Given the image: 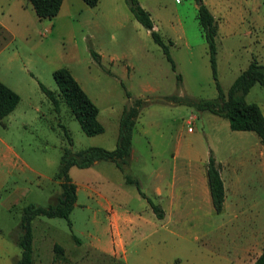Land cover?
<instances>
[{
    "label": "rangeland",
    "instance_id": "374dc122",
    "mask_svg": "<svg viewBox=\"0 0 264 264\" xmlns=\"http://www.w3.org/2000/svg\"><path fill=\"white\" fill-rule=\"evenodd\" d=\"M68 2L69 9H62L61 13L47 19L37 18L26 0H0V6L8 10L0 15V81L19 96L14 109L0 120V124H8L1 135L40 172L34 175L27 167L18 166L8 182L29 187V199L47 197L50 186L42 175L55 174L61 150L69 147L76 151L90 146L113 149L122 107L134 98H142L146 104L140 109L132 132L133 144L141 155L137 165L139 173L157 165L148 163V148L154 154L168 156L177 141L181 148L190 149L196 160L209 154L226 160L228 165L223 174L234 181L238 176L242 183L227 187L222 216L230 218L236 211L235 203H246L245 211L256 213L258 233L264 236V156H259L258 148L263 146L257 136L251 131H233L225 118L206 111L192 110L197 117L188 119V106L158 101L166 95L194 99L216 96L194 0H137L149 13L153 29L167 44L174 69L149 32L133 18L126 0H98L95 6H88L83 0ZM202 2L216 20V80L221 89L226 90L251 60L264 63L261 43L264 21L251 18L255 8L264 13V0ZM89 49L99 54L98 60L93 59ZM63 66L96 105L103 132L85 135L62 100L51 73ZM39 85L56 94L58 112L52 109ZM244 100L255 103L264 118V88L253 84ZM155 138H159V143ZM144 139L154 146L149 147ZM239 160L241 165L235 170ZM106 166L113 165L100 161L86 167L88 169L71 166L68 176L79 184L89 175L94 183L101 184L104 181L101 173ZM137 170L133 171L137 173ZM35 182L40 183V190ZM236 189L242 192H235ZM78 198L90 201L80 192ZM19 211L13 210L12 215H8L0 208V228L6 231L13 226L8 231L12 238L18 234L15 224ZM87 213L85 209L74 208L69 214L70 229L63 218L36 217L42 220L43 226L48 225V229L40 227L33 231V264L47 263L52 257L54 242L70 252L76 251L71 234L86 243L88 232L93 233L92 226L86 223ZM79 258L95 259L96 256Z\"/></svg>",
    "mask_w": 264,
    "mask_h": 264
},
{
    "label": "crops",
    "instance_id": "0c3cea01",
    "mask_svg": "<svg viewBox=\"0 0 264 264\" xmlns=\"http://www.w3.org/2000/svg\"><path fill=\"white\" fill-rule=\"evenodd\" d=\"M69 7L68 0H62L57 14ZM3 11L8 13L7 8L0 6V15ZM254 13L251 16L253 21H264V13L256 8ZM261 43L264 47V31ZM195 117L197 114L190 108L188 119ZM7 128L8 124H0V208L12 215L13 210H20L27 203L41 205L44 200L46 203L42 206L55 203L60 196L59 180L54 177L55 174L49 177L42 175L50 186L47 197L43 199H29V187L18 186L15 181L11 184L8 182L18 166L27 167L34 175L40 172L29 165L13 145L2 137L1 134ZM134 128L135 123L132 132ZM116 136L117 129L115 140ZM154 140L159 143V138ZM133 141L131 133L130 160L126 171L137 181L139 191L159 208L161 216L155 215L134 185L125 183L123 174L113 164L104 168L101 173L104 181L101 184L94 183L95 180L90 179L89 175H85V180L79 184L70 178L75 185V201L71 211L74 208L88 211L86 223L92 226L93 233L88 232L86 243L74 240L76 251L70 252L61 246L65 260H55L52 253L46 264H251L264 249V236L258 233L256 213L248 214L245 211L246 203H235L233 208L236 211L230 218L222 216L226 209L228 188L232 184L242 183L238 176H235L234 181L231 176L223 174L227 161L213 157L219 166L224 188L222 210L215 213L205 175L208 156L196 160L192 151L181 148L178 141L168 156L154 154L148 148V163L155 162L157 165L141 174L137 170L141 155ZM144 141L149 147L154 146L150 141ZM263 148H258L261 157L264 156ZM240 165L239 160L235 170ZM135 169L137 173L133 171ZM35 183L40 190V183ZM240 189L235 192L241 193ZM79 192L90 201H80ZM32 196L35 197V194ZM36 217L31 220V250L33 231L40 227L48 229V225L43 226L42 220ZM12 228L10 226L6 231L0 228V264H14L19 256L20 249L8 234ZM164 246L168 249L163 250ZM90 254L96 258H79Z\"/></svg>",
    "mask_w": 264,
    "mask_h": 264
},
{
    "label": "trees",
    "instance_id": "16d2710c",
    "mask_svg": "<svg viewBox=\"0 0 264 264\" xmlns=\"http://www.w3.org/2000/svg\"><path fill=\"white\" fill-rule=\"evenodd\" d=\"M31 6L37 18L50 19L54 17L61 5L62 0H26ZM88 6H95L98 0H83ZM128 10L133 18L142 25L148 32L152 40L160 47L171 68L174 64L168 53L167 44L161 39L160 35L153 29V23L149 13L142 8L137 0H126ZM196 5V18L203 33L207 46L208 61L211 75L216 88V96L210 99H194L187 96L166 95L158 98V101H168L176 104L188 106L193 111H206L214 115L223 117L227 120L229 129L233 131H251L264 147V118L260 108L252 102H246L244 95L253 84H258L264 88V63L251 60L248 65L240 71L232 80L226 90H222L216 80L215 69V41L216 20L208 10L202 0H194ZM94 60H98V55L89 49ZM52 79L56 84L59 94L64 103L69 108L72 116L78 122L85 135H95L102 132V126L97 119V107L81 89L77 81L73 78L66 67H58L51 73ZM176 79L179 81L180 76ZM42 93L47 97L52 105V109L58 112L59 99L56 94L39 85ZM126 97L129 95L126 93ZM19 96L0 81V120L7 116L16 106ZM146 104L142 98H134L130 103L124 105L118 117L117 136L115 146L111 150L98 146H90L73 151L69 147L61 150L55 178L59 180L60 196L55 203L38 205L27 203L20 208L19 220L17 224L18 234L12 238L19 247L20 253L14 260V264H32L31 250V220L36 216L60 217L66 220L70 229L68 215L75 201V185L68 176V169L71 166L86 168L95 162H111L122 174L125 183L132 184L138 189L137 181L132 178L126 169L129 165L131 151V133L136 117L140 109ZM65 135L67 132L65 131ZM68 142L70 139L68 138ZM205 175L212 208L215 213H219L223 207L224 188L219 173V166L215 163L211 154L208 155ZM139 191V189H138ZM144 197L152 211L157 217L161 216L159 208L151 200ZM73 240L78 242L73 234ZM53 258L55 260H65L62 247L53 243ZM251 264H264V249Z\"/></svg>",
    "mask_w": 264,
    "mask_h": 264
},
{
    "label": "built area",
    "instance_id": "2783aa9c",
    "mask_svg": "<svg viewBox=\"0 0 264 264\" xmlns=\"http://www.w3.org/2000/svg\"><path fill=\"white\" fill-rule=\"evenodd\" d=\"M187 130H189V131H190V130H191V128H190V127H187Z\"/></svg>",
    "mask_w": 264,
    "mask_h": 264
}]
</instances>
